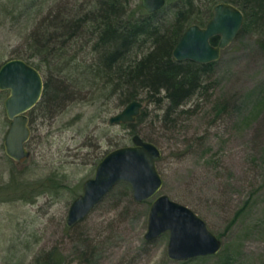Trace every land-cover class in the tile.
<instances>
[{"label": "rangeland", "instance_id": "1", "mask_svg": "<svg viewBox=\"0 0 264 264\" xmlns=\"http://www.w3.org/2000/svg\"><path fill=\"white\" fill-rule=\"evenodd\" d=\"M95 1L33 0L34 8L25 11L28 0H0V67L17 50H27L31 36L43 29L41 21L52 9L53 14L63 12L62 17H79ZM194 1L166 0L157 15L162 29L166 31L182 8L194 16L204 15L207 0ZM120 2L125 9L123 20L130 13L142 14L138 10L142 0ZM262 24L243 26L214 63L204 89L169 120L163 119L164 103L156 102L157 98L143 101L147 116L135 129L144 140L154 139L162 151L157 167L163 187L158 194L137 202L131 185L120 182L74 227L67 226V216L84 183L94 178L97 165L109 152L133 145L134 128L110 123L125 108L119 93L110 95L93 79L78 87L77 73L71 79L69 70L61 76L41 71L53 82L60 77L72 87L77 85L76 92L63 100L65 104L49 102L44 96L42 104L27 113L31 156L18 163L5 153L10 120L4 108L8 92H1L0 264H35L38 255L45 258L50 252L56 259L47 264H264ZM89 38L87 34L80 37L77 63L97 62L98 53L93 42L87 43ZM152 45L143 41L132 57L142 58ZM146 95L140 94L141 98ZM160 195L204 219L223 241L221 252L174 261L168 256L169 232L147 241L149 211Z\"/></svg>", "mask_w": 264, "mask_h": 264}, {"label": "trees", "instance_id": "2", "mask_svg": "<svg viewBox=\"0 0 264 264\" xmlns=\"http://www.w3.org/2000/svg\"><path fill=\"white\" fill-rule=\"evenodd\" d=\"M28 1L23 5L25 11L34 8V5H30L33 0ZM189 2L192 5L191 1ZM220 2L232 3L242 10L245 16L244 27L263 25L264 0H207V11L204 15L194 16L182 8L178 10L174 22L165 29L166 31L157 19V15L164 8L149 13L140 5V16L130 13L127 19L123 20L125 9L122 8L120 0H96L92 3V9L79 17L66 14L69 17L65 18L66 15L61 16L63 12L59 10L53 14L52 9L45 20L41 21L45 23L43 29L31 36L32 44L30 43L27 50H17L13 59H24L42 73L46 69L61 76V72L69 70L71 79L77 73L78 77L74 79L81 88L90 84L93 79L94 83L102 84L100 88L110 95L119 93L123 106L135 100L143 102L157 98L156 102L164 103L163 119L167 121L204 89V83L212 75L214 66V63L202 65L193 61H177L173 57V50L190 25L205 26L208 23L213 16L214 6ZM31 13L32 11L28 12L29 15ZM85 34L90 35L87 43L93 42V50L98 53L94 65L77 63L76 50L80 37ZM146 40L152 41V50L140 59L133 58L136 46ZM218 41V37L212 39L214 44ZM84 75L88 78L85 79ZM44 78L43 97H48L49 102L58 104L71 92H76L74 87L77 85L72 87L66 79L59 77L58 82H53L45 75ZM142 92L147 93L145 98H141ZM163 92L165 95L161 99ZM40 104L41 101L35 108ZM146 116L147 111L143 109L136 123L121 125L134 128V133L140 135L141 131L135 128ZM148 140L155 143L154 139ZM53 256V252L48 253L45 258L38 255L35 264L55 261L56 256Z\"/></svg>", "mask_w": 264, "mask_h": 264}, {"label": "water", "instance_id": "3", "mask_svg": "<svg viewBox=\"0 0 264 264\" xmlns=\"http://www.w3.org/2000/svg\"><path fill=\"white\" fill-rule=\"evenodd\" d=\"M142 5L149 13H155L165 7L166 0H142ZM244 19V13L236 5L218 3L205 26L192 24L186 29L173 50V57L177 61L202 65L219 61L237 39ZM216 37L219 41L214 44L212 39ZM44 90L43 74L27 61L11 59L0 67V93L8 92L4 108L10 120L4 140L5 153L18 163L31 156L28 143L32 130L27 113L42 100ZM143 108L142 101H132L111 117L110 123H136ZM161 156L157 144L138 134L133 136V145L109 152L97 165L94 178L84 183L83 193L73 201L67 226L74 227L84 220L120 182L131 185L137 202L154 197L163 187L157 167ZM166 232L170 233L168 256L174 261L217 255L223 249V241L209 229L204 219L189 207L160 195L151 205L145 238L150 241Z\"/></svg>", "mask_w": 264, "mask_h": 264}]
</instances>
